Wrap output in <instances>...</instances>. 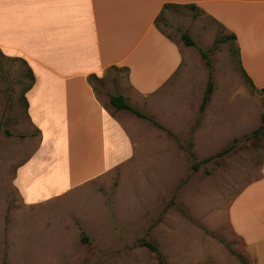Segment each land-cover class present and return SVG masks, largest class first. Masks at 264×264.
Masks as SVG:
<instances>
[{
	"label": "rangeland",
	"instance_id": "374dc122",
	"mask_svg": "<svg viewBox=\"0 0 264 264\" xmlns=\"http://www.w3.org/2000/svg\"><path fill=\"white\" fill-rule=\"evenodd\" d=\"M158 27L191 52L159 92L136 96L125 68L92 81L130 132L133 157L35 203L15 184L17 168L40 143L27 114L29 67L0 50V264H160L143 240L167 264H258L231 228L229 206L262 175L264 133L253 132L264 124V90L244 72L236 41L206 13L169 6ZM210 72L214 90L201 112ZM111 94L146 117L117 109Z\"/></svg>",
	"mask_w": 264,
	"mask_h": 264
},
{
	"label": "crops",
	"instance_id": "0c3cea01",
	"mask_svg": "<svg viewBox=\"0 0 264 264\" xmlns=\"http://www.w3.org/2000/svg\"><path fill=\"white\" fill-rule=\"evenodd\" d=\"M168 3L194 4L235 34L241 66L264 88V0H0V50L34 74L27 114L40 143L15 176L27 203L62 195L133 157L130 132L89 76L128 69L138 97L167 85L191 58L155 23ZM229 223L264 264V168L232 200Z\"/></svg>",
	"mask_w": 264,
	"mask_h": 264
},
{
	"label": "trees",
	"instance_id": "16d2710c",
	"mask_svg": "<svg viewBox=\"0 0 264 264\" xmlns=\"http://www.w3.org/2000/svg\"><path fill=\"white\" fill-rule=\"evenodd\" d=\"M181 5H184V4H172V3H168V4H165L161 10V12L165 9H167L169 6H181ZM186 6H189L193 9L196 8V6L194 4H186ZM160 14V13H159ZM158 17L159 15L157 16V18L155 19V23L158 27ZM159 28V27H158ZM229 36L234 39L236 41V48H237V51L239 53V49H238V46H237V38H236V35L233 34V33H230ZM182 38L183 40L185 41V43L187 45H194V40L190 37V35L187 33V32H184L182 34ZM205 54L203 53V56ZM207 63L210 64V61L207 60ZM29 67V66H28ZM112 68H116V67H112ZM244 72L246 73V71L244 70ZM28 73L30 75V82L25 86V99H26V92L28 91V89L32 86L33 82H34V74L31 70V68L29 67V70H28ZM247 75V74H246ZM249 78V77H248ZM94 79H99V77H97L96 75L92 74L89 76V81L92 83V81ZM250 79V78H249ZM251 81V80H250ZM253 87H255L253 85ZM214 90V81H213V78H212V72H210V77H209V80H208V83H207V86H206V89H205V93H204V97H203V100H202V104L200 106V110L201 112H203L206 108V105L207 103L210 101L211 99V94ZM261 90H264L261 89ZM110 102L117 108V109H127V110H130L132 111L133 113H135L136 115L140 116V117H143L145 118L146 116L144 115V113H142L141 111H139L138 109L134 108L129 102L128 100L126 99L125 96L121 95V94H111L110 95ZM26 103H27V99H26ZM264 133V124L259 127L258 129H256L254 132H253V135L256 136V135H259V134H262ZM209 158L205 159V161H207ZM143 245H146L149 247V249L155 253L157 255V259L159 261L160 264H167L163 254L159 251V248L152 242L150 241H147V240H143L142 241Z\"/></svg>",
	"mask_w": 264,
	"mask_h": 264
}]
</instances>
